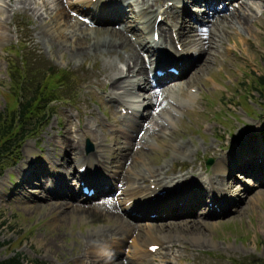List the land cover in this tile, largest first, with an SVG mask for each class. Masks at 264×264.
Masks as SVG:
<instances>
[{"label": "rangeland", "instance_id": "rangeland-1", "mask_svg": "<svg viewBox=\"0 0 264 264\" xmlns=\"http://www.w3.org/2000/svg\"><path fill=\"white\" fill-rule=\"evenodd\" d=\"M9 1L6 0V2ZM45 1L52 3L53 0ZM69 1L77 2V0ZM129 1L133 3L135 0ZM255 1L259 9L249 14L252 15V20H256L259 24H252L250 32L240 31L242 34L230 30L229 36H233L235 42L226 40L225 49L221 50L220 63L211 65V69L199 79V83L190 87L189 94L196 95L194 102L180 108V114L176 117L173 116L174 128L170 131L179 134V140L189 143L191 154L184 156L179 153L173 159L171 157L174 150L170 146L159 145L156 148L148 149L146 157L143 159L156 169L168 166L164 172L170 170L169 174L176 176L180 170L184 171L183 174L190 175L192 173L190 170L194 167L199 171V174L202 173L203 179H207L214 175L218 160L216 158L218 156H215L214 152H219L221 149V155L224 156L230 148L240 146L247 134H251L249 141L253 145L250 146L251 149L255 148L256 153L251 155L246 149H242L244 151L240 157L245 164L247 160L256 158L255 162L260 163L261 166L255 168L246 164V169L231 168L229 172L234 176L231 180L219 178L221 179L219 184L226 188V191L229 192L234 181L239 188V192L231 193L230 191L232 194L230 197L237 201L232 208L224 210L214 205L215 207L211 211L210 205V207L197 209L194 201L196 194L194 196L187 195L188 203L182 205L179 204V201L183 199L179 193L177 196H173L176 199L173 202L177 204L173 210L176 212L171 214L161 211L164 217L169 218L161 220L157 217L152 222L129 219L137 229H141V226L147 223L158 226L159 224L163 225L164 222L181 236L182 239L177 241V245L172 250L161 248L152 252L154 255L152 264H180V262L183 264H231L234 260L248 258L264 263V186H261V182L264 181V172H262L264 161L261 159L264 156V91L259 90L257 85L259 77L264 76V2ZM42 2L43 0H32L31 7L41 10L47 17L44 9L40 8ZM166 2L168 0L156 7L155 16L163 12L167 6L173 5V2ZM234 4L235 2H233ZM6 5L0 0V12ZM18 7L20 14L17 17L13 16L14 12L10 10L6 15L0 14L8 20L7 27L3 32L11 38V41H5L0 45V112L4 113L5 110L16 106L18 93L12 88L9 73L13 66L21 70L23 59L29 68L33 59L41 61L44 59L45 63L53 64L59 71L68 72L72 78L68 85H62L60 90H57L60 100L51 105L50 112H52L53 118L44 126L38 137L35 136L36 138L27 140L23 145L18 155L22 161L17 165H13L11 162V166L1 173L0 241L4 243V246L0 249V260L20 253L26 259V263L30 264H85L89 257V255H84L82 244L85 234L101 229L109 230L107 226L114 225L112 218L107 217L106 220H101L93 212L84 213L77 209L71 211L69 209L70 214L68 215L46 210L43 207L46 205L44 189L38 186L18 187V183L22 182L24 172H17V170L26 164L28 158H34L42 162L46 170L38 172L47 175L50 173L48 169L52 164L61 162L63 153L60 152V149H53V146L48 142L50 136H56L58 142H65L67 139L80 140L85 153L97 151L99 143L108 144L111 137L121 138L123 142L125 141L119 133L113 135L110 130L108 108L111 105L116 108L117 104L108 102L107 95L104 93L109 89V85L105 84V89L100 88L96 83L98 78L94 77L97 70L102 69L106 59L103 56H97L94 59L76 61L70 59L68 55L52 51L43 40L37 38L34 32V23L39 17L38 14L33 10ZM140 7L133 8L136 13L127 7L129 16L139 18ZM51 8H53L52 4ZM189 11L198 16L201 21L204 20L205 8L201 3L190 5ZM74 15L88 23V27L86 30L84 29L86 34H91L97 27H103L101 24H92L88 18L78 14ZM30 16H32L33 22H31ZM159 17L165 18V15L162 14ZM166 21L169 24V19ZM188 21L186 19L185 23L188 26H197L191 19ZM137 25L138 23L127 21L122 23V28L130 26L132 28ZM62 26L65 28L64 23ZM67 29L68 31L75 30L70 27ZM177 47L181 49V46ZM20 52L23 53L22 56H20ZM143 58L146 61L147 55L144 54ZM188 58L191 59V57ZM194 72L195 70L192 71V73ZM185 78L187 77L183 76L181 79L185 80ZM174 82L175 80L170 81V83ZM56 85L55 79L49 84L53 88ZM143 94V92H139L138 96L143 97ZM175 94L178 95V93ZM114 112L118 115L119 120L116 126H123L121 118L126 114V111L122 112L120 108H116ZM142 113L147 115L148 110L144 108ZM66 120L70 121L73 131H79L82 127L88 126L95 133V138L88 135L75 137L74 134L63 133L68 130V127L65 126L62 131L61 122L65 123ZM146 124L148 125L149 121ZM156 138L166 142L162 134H158ZM29 146L31 150H34L32 155L28 154ZM123 146L126 147L125 144ZM165 153H167V158H164ZM107 154L105 155L107 160L104 161L105 164L96 163L95 167V176L104 175L106 182H108L107 175L110 174L112 178V174L117 171L116 162L114 163L115 155ZM75 158V154H72L70 162L66 165V170L63 161V167L56 168L55 172L62 174L61 171L64 170L67 176L73 173L79 176L78 166L81 163L76 164ZM26 168L28 169V164ZM142 169H144L143 166L137 167L138 171ZM255 171H258L259 176L257 173L255 176ZM122 173L125 174V172ZM68 179L73 186H76V178L69 176ZM139 182L142 187H150V182L144 183L142 180ZM45 183L46 186L51 185V181L48 179ZM203 184L206 188L204 191L209 192L210 185L206 182ZM61 192L68 193L63 190ZM111 192L112 195H107V189L104 195L99 196L101 199L96 200L97 198H95L79 204L84 206V210H87L91 201L93 204L101 202L102 199H107L110 202L116 201L113 191ZM215 193L218 194L217 191ZM116 194L119 195L120 191H116ZM223 195L224 193L221 192L220 197ZM212 213H218V215H212ZM122 216L125 217V214ZM137 218H141V216L138 215ZM139 234V243L136 245L133 237L125 242H119L122 252L120 258H133L135 264L140 262L141 264H150L145 259L134 256L137 249L147 251V246L150 244L145 243L146 235L144 233ZM192 240L197 243L194 244ZM98 249L99 247L92 259H99L98 256L103 249L100 248L99 251ZM113 251L115 252V249ZM167 255L170 257L166 259Z\"/></svg>", "mask_w": 264, "mask_h": 264}, {"label": "bare ground", "instance_id": "bare-ground-1", "mask_svg": "<svg viewBox=\"0 0 264 264\" xmlns=\"http://www.w3.org/2000/svg\"><path fill=\"white\" fill-rule=\"evenodd\" d=\"M164 1L166 0H153L152 2L150 0H135L132 3L129 0H77V2L53 0L51 3L43 0L40 8L44 9L48 15L45 17V13L41 10L32 9V0H10L9 2L2 0L7 5L0 12L1 15H6L10 10L14 12L13 16L17 17L20 14L18 6L25 10H33L38 14L39 17L34 23V32L37 38L43 40L52 51L68 55L70 59L76 61L94 59L97 56L105 57L104 66L94 74V77L98 78L96 83L103 89H105V84H108L109 89L104 92L108 102L117 104L116 108L127 112L121 118L123 126L117 127L116 124L119 123V120L118 115L114 112L116 108L114 105L108 108L110 130L113 135L119 133L125 140L124 142L121 138L111 137L110 143L100 142L97 151L85 153L80 140L67 139L65 142H58L56 136H50L48 142L53 146V149H60V152L63 153L61 162L52 164L48 169L50 173L47 175L38 172L46 170L43 163L34 158H28L26 164L17 170V172H24V177L22 182L18 183V187L38 186L44 189L46 205L43 207L46 210L68 215L70 214L69 209L70 211L77 209L84 213L93 212L101 220H106L107 217L112 218L114 225L107 226L109 230L101 229L85 234L82 241L84 255H89L85 264H135L133 258H120L122 252L119 242H125L133 237L136 245L139 243L138 238L141 232L146 235L145 243L150 244L147 246V251L137 249L134 256L152 264L154 255L150 251L151 247L160 245V249L172 250L177 245V241L182 239L181 236L164 222L163 225L159 224L158 226L147 223L141 226V229H137L129 219L152 222L154 221L153 216H157L161 220L169 218L163 215L159 216L160 212L158 211L163 208L170 210L165 205L167 200L175 201L173 196H177L179 193L183 198L179 201L181 204L188 203L187 195L194 196L196 194L194 201L197 209L206 208L211 202L224 210L232 208L237 201L230 195L235 191L239 192V188L234 181L228 192L219 184L221 182L219 178L231 180L234 177L229 172L231 168L246 169V164L255 168L261 166L260 163L255 162L256 158L247 160L245 164L240 157L245 149L251 155L256 153L255 148L251 149L250 146L253 145L249 141L251 134H247L240 146L230 148L224 156L221 155V149L219 152H214V155L218 156L216 157L218 160L214 175L207 179H203L202 173L199 174V171L194 167L190 170L192 172L190 175L183 174L184 171L180 170L176 176L169 174L170 170L164 172L168 166L156 169L143 159L146 157L148 149L156 148L159 145L170 146L174 150L171 157L173 159L179 153L184 156L191 154L189 143L179 140V134L170 131L174 128L173 116H178L180 108L194 102L196 95L189 94L190 87L199 83V79L211 69V65L220 63L221 50L225 49L226 40L235 42V38L229 36L230 30L242 34L240 31L250 32L252 24H259L256 20H252V15L249 14L259 9L255 0H168V2H173V6H167L163 12L158 14L165 15V19L158 23V15L155 16L156 7H159ZM260 1L264 2V0ZM233 2H235L234 5ZM200 3L205 8L203 21L198 16L191 14L190 11L188 12L190 5ZM51 4L53 8H51ZM133 6H141L139 18L129 16L127 7L134 11ZM134 13L136 12L134 11ZM74 14L88 18L92 24H101L103 27H97L91 34H86L84 29L86 30L88 27L87 22L75 17ZM0 18L1 45L5 41H11V38L3 32L7 27L8 20L2 16ZM30 18L33 22L32 16ZM166 19H169V24L164 23L167 22ZM186 19L187 21L191 19L197 26H188L185 24ZM127 21L138 23V25L132 28H130L131 26L122 28V23ZM156 24L160 34L158 42L154 39ZM104 25L108 27H104ZM68 27L75 28V30L68 31ZM173 34L177 35V38H174ZM176 43L181 45V51H178ZM159 48L163 49L160 55H167L165 60L157 58ZM144 53L152 57L148 65L143 58ZM171 67L178 68L180 74L176 76L169 73L167 69ZM157 69L165 72L163 77L154 73ZM193 70H195L194 73H192ZM183 76L187 78L181 79ZM172 80L175 82L170 83ZM139 92L144 93L143 97L138 96ZM144 108L148 110L147 115L142 113ZM61 126L62 131L65 126L68 127V130L63 132L65 134H74L75 137L88 135L95 138V133L88 126L82 127L79 131H73L69 120H66L65 123L61 122ZM168 130L169 132H167ZM158 134H162L166 142L156 138ZM106 140L108 141V139ZM124 144L126 147L123 146ZM162 151L164 152V150ZM33 152L34 150H31L29 146L28 154L32 155ZM107 153L115 155L114 163L116 162L117 170L112 174V178L110 174L107 175L108 182L104 180L106 178L104 175L95 176L96 163L105 164ZM72 154L76 156V164L81 163L78 168H87L84 174H80L78 184L84 183L85 186L94 187L96 189L94 195L88 196L81 192V187L73 186L70 183L69 176L77 179L74 173L67 176L64 170L61 171L63 175L55 172L56 168L63 167V161L66 170V165L70 162ZM166 156L167 153L164 154V158ZM66 158L68 159L66 160ZM261 159L264 161V156ZM27 164L28 169L26 168ZM139 166H143L144 169L138 171L137 167ZM257 172L255 171V176ZM257 174L259 176V173ZM47 179L51 181L50 186H46ZM140 180L144 183L150 182V187H142ZM203 182L210 185L207 193L204 191L206 188ZM152 185H154V189H151ZM261 186H264V181L261 182ZM107 189V195H112L111 191H113L116 201L110 202L107 199H102L101 202L95 204L91 201L87 210H84V206L79 204L95 198H97L96 200L101 199L99 196L104 195ZM61 190L68 193H62ZM116 191H120V194L117 195ZM215 191L218 194L224 193L223 197H220V194L218 195ZM182 194L185 195L182 196ZM166 196L169 197L163 202ZM156 198L158 200H155ZM122 214H125V217ZM138 215L141 218H137ZM212 215H218V213H212ZM212 215L207 214L209 217ZM139 230L141 232H138ZM192 242L197 243L193 240ZM98 247V251L103 249L98 256L99 259H92ZM112 248L115 249V252ZM169 257V255L165 256L166 259Z\"/></svg>", "mask_w": 264, "mask_h": 264}, {"label": "trees", "instance_id": "trees-1", "mask_svg": "<svg viewBox=\"0 0 264 264\" xmlns=\"http://www.w3.org/2000/svg\"><path fill=\"white\" fill-rule=\"evenodd\" d=\"M22 55L23 53L20 56ZM33 60L29 68L23 59L21 70L13 66L9 73L12 88L18 95H15L17 102L14 108L0 112V176L3 170L11 166V162L14 165L19 161L18 155L24 142L37 136L50 121L53 116L50 112L51 105L60 100L57 90L62 85H68L72 78L65 71L47 66L44 61ZM54 79L57 81L55 88L49 86ZM257 85L259 90L264 91V77H259ZM2 246L0 241V248ZM0 264H26V261L21 254H16L9 259L0 260ZM236 264L264 263L249 259Z\"/></svg>", "mask_w": 264, "mask_h": 264}]
</instances>
